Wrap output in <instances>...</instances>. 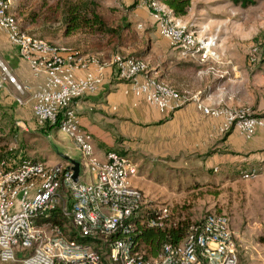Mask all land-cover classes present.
<instances>
[{
	"label": "built area",
	"instance_id": "2783aa9c",
	"mask_svg": "<svg viewBox=\"0 0 264 264\" xmlns=\"http://www.w3.org/2000/svg\"><path fill=\"white\" fill-rule=\"evenodd\" d=\"M136 1L146 8L157 34L170 47L188 51L199 62L209 61L207 71L222 76L212 66L217 59V28L207 33L203 27L182 23L161 0ZM0 29L31 71L45 74L43 85L33 93L34 121L64 132L79 151L75 181L68 161L50 164L23 156L12 161L0 158V263L239 264V236L231 228L229 216L216 209L189 220L177 241L165 239L155 255H145L137 247V233L146 227L165 229L178 219H171L169 204L151 200L131 183L137 165L129 153L111 148L102 159L96 157L91 137L79 127L71 106L74 98L100 86L106 61L86 56L79 65L90 63L94 71L73 76L70 71L77 64L75 53L22 30L9 0H0ZM246 60L256 62L255 47ZM108 62L114 78L128 81L135 95L159 111H170L184 102L176 88L149 73L144 59L115 53ZM0 70L20 89L1 61ZM191 98L202 113L222 118L220 131L234 128L249 137L256 127L264 126V109L255 112L247 106L228 107L213 100L204 104L198 94H191ZM85 170L89 173L86 180L80 178ZM257 173L254 168L239 170L241 178ZM54 211L76 233L95 239V244L67 237L47 219Z\"/></svg>",
	"mask_w": 264,
	"mask_h": 264
},
{
	"label": "crops",
	"instance_id": "0c3cea01",
	"mask_svg": "<svg viewBox=\"0 0 264 264\" xmlns=\"http://www.w3.org/2000/svg\"><path fill=\"white\" fill-rule=\"evenodd\" d=\"M10 10L15 15L11 7ZM133 10L139 16L137 26L142 27L138 38L147 45L145 58L149 73L170 84L185 97L183 103L170 111H159L141 96L135 95L128 81L112 76L108 62L112 54L108 57L103 55V43L101 48L79 45L70 34H56L47 39L75 53L77 64L70 71L73 76L94 71L90 63L79 65L86 56H97L106 61L100 86L71 102L79 127L91 137L96 156L102 159L104 152L111 148L129 153L137 165L136 174L130 177V181L144 193H150L145 187V177H152L155 182L162 181V176H177V181H211L215 177L224 181L230 180L234 171L251 168L257 170L255 176L264 183V126L256 127L249 137L234 128L220 131L222 118L202 113L196 106V100L191 98V94H198L204 104L213 100L228 107L243 105L255 112L262 111L264 62L244 69L233 63V51L215 46L217 59L212 66L217 74H222L215 77V73L207 71L209 61L199 62L188 51L170 47L155 28H148L152 19L145 7L136 3ZM17 12L19 14L18 9ZM195 16L190 0L187 13L176 17L182 23H191L203 27V30L208 27V18L200 21L202 18ZM16 20L21 28V22ZM30 29L27 27L24 31ZM0 61L20 85L17 89L0 70L1 121L4 123L7 119L14 123L16 132L21 134V140L25 141L27 152L32 156L36 157V152L43 151L33 147L36 139L51 137L52 148L57 152L45 150L42 161L50 164L65 161L60 153L77 159L78 150L74 143L65 144L62 138H55L53 131L56 127L48 124L40 126L34 121L33 93L43 85L45 74L31 71L28 62L18 56L1 29ZM179 169L182 171L179 172Z\"/></svg>",
	"mask_w": 264,
	"mask_h": 264
},
{
	"label": "rangeland",
	"instance_id": "374dc122",
	"mask_svg": "<svg viewBox=\"0 0 264 264\" xmlns=\"http://www.w3.org/2000/svg\"><path fill=\"white\" fill-rule=\"evenodd\" d=\"M53 1L10 0L9 4L15 12V17L21 22L22 30L31 27L27 30L29 33L47 40L56 34L64 36L59 14L55 15L54 20L44 23L37 21L28 25L22 20L27 12L38 9L43 2L49 4ZM92 1L96 5L97 13L106 25L113 28V31L104 34L74 31L70 35L76 43L89 44L94 48L97 46L101 48V43H103L105 57L115 53L130 55L134 54V51L146 48V43L138 38L142 27L137 26L139 16L133 10L134 4L137 3L136 0ZM192 5L195 18H202L200 21L209 19V25L204 30L210 33L218 29L216 47L233 51L234 64L238 63L241 68L246 69L251 65L264 62V0H255L254 4L245 8L233 5L228 0H192ZM120 27H122L121 30ZM148 28L154 29L155 27L152 23ZM252 47L257 49V60L254 64H249L246 57ZM145 56L144 52L138 57L148 63ZM4 120L3 123L0 119V142L5 144L6 153L3 156L9 157L10 161L17 160L21 156L43 160L42 155L45 154V150L57 152L55 148H52L51 137H43L36 139V143L33 144L35 149L43 151L36 152V157L32 156L27 152L28 146L24 140H21V134L16 132L14 123L11 120ZM53 132H55V138H62L65 144L73 143L72 139L61 130L54 129ZM77 158H79V151ZM181 171L182 169H179V172ZM147 174L148 171L145 172V175ZM232 176L230 180L224 181L218 177L211 181L187 179L177 181V176H162L160 178L162 181L159 182H155L151 179L152 177H145L147 178L144 179L145 187L148 189L147 192H150L145 194L151 200L169 204L173 220L184 218L195 220L207 210L212 209L224 211L229 216L231 228L238 232L239 264H264V183L259 182L257 176L241 178L237 171H234ZM83 177L85 180L89 177L86 170L80 174V178L83 179ZM63 222L65 229L68 230L71 227L70 224L65 219ZM103 249L102 246L101 250ZM0 264H17V262L8 261ZM103 264L109 263L103 262Z\"/></svg>",
	"mask_w": 264,
	"mask_h": 264
},
{
	"label": "trees",
	"instance_id": "16d2710c",
	"mask_svg": "<svg viewBox=\"0 0 264 264\" xmlns=\"http://www.w3.org/2000/svg\"><path fill=\"white\" fill-rule=\"evenodd\" d=\"M161 1L171 10L174 16L185 15L190 5V0ZM228 1L233 5H239L242 8L255 3V0ZM95 7L96 5L92 0H54L49 4L43 2L38 9L27 12L23 17L22 22L28 25L37 21L44 23L46 21L54 20L55 15L59 14V21L63 25L62 33L64 35L70 34L74 31H81L87 34H104L112 32L113 28L106 25L101 16L97 13ZM121 28L122 27H120V30ZM146 50L147 48L140 49L130 55H143L144 52L146 53ZM5 153V144L0 142V158L3 157ZM47 219L50 222L57 224L67 237L73 238L77 241L95 244V239L76 233L72 227L66 230L63 222L64 218L58 211H54L47 217ZM188 221V218L181 220L178 219L175 225H170L165 229L154 227L142 228L136 235V240L138 242L137 247H140L141 245L146 250L147 254L155 255L163 240L168 239L171 242H175L180 238Z\"/></svg>",
	"mask_w": 264,
	"mask_h": 264
},
{
	"label": "water",
	"instance_id": "95a60500",
	"mask_svg": "<svg viewBox=\"0 0 264 264\" xmlns=\"http://www.w3.org/2000/svg\"><path fill=\"white\" fill-rule=\"evenodd\" d=\"M60 156L65 160L68 161V167L71 169V178L72 180H77V174L79 169V162L75 158L69 157L67 154L60 153Z\"/></svg>",
	"mask_w": 264,
	"mask_h": 264
}]
</instances>
